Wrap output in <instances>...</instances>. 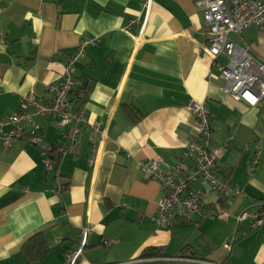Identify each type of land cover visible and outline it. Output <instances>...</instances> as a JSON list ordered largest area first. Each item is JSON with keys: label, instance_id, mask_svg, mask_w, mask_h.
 Returning a JSON list of instances; mask_svg holds the SVG:
<instances>
[{"label": "crops", "instance_id": "obj_1", "mask_svg": "<svg viewBox=\"0 0 264 264\" xmlns=\"http://www.w3.org/2000/svg\"><path fill=\"white\" fill-rule=\"evenodd\" d=\"M145 1L0 0L7 44L0 42V121L27 95L48 101L66 58L83 39L95 38L97 45L77 65L71 100L99 125L82 126L77 154L55 156L51 170L30 135L38 126L44 143L66 146L68 129L56 120L25 123L10 146L0 139V264H66L84 229L91 234L80 264H132L149 251L264 264V225L253 227L250 219L252 212L264 215V137L256 152L264 110L222 91L195 0H153L149 10ZM230 40L264 63V31L250 27ZM194 102L207 105L211 148H222L218 172L239 193H208L200 213L159 229L153 219L161 183L145 179L138 166L158 159L165 170L176 163L195 133ZM38 236L49 250L36 257L28 246Z\"/></svg>", "mask_w": 264, "mask_h": 264}, {"label": "built area", "instance_id": "obj_2", "mask_svg": "<svg viewBox=\"0 0 264 264\" xmlns=\"http://www.w3.org/2000/svg\"><path fill=\"white\" fill-rule=\"evenodd\" d=\"M145 2L149 10L153 0ZM195 3L202 13L207 28L210 40L209 55L219 67L224 80L222 91L237 101H244L249 106L258 107L263 111L264 63L258 62L249 51L238 47L230 40V35L240 34L250 27L264 29V0H195ZM1 12L3 8H0ZM0 42L7 47L5 33L1 27ZM97 43L98 39L95 38L83 39L77 51L66 58L60 79L48 87V93L51 95L48 101H41L32 94L27 95L18 103L15 114L0 121V139L7 146L22 137L25 123H33L38 117H51L61 128L68 129L69 142L66 146L54 148L44 143L38 126L34 127L30 135L31 142L43 151L46 157L45 166L50 170L53 168L51 155L68 157L77 154L82 126L87 124L94 130H99L98 123H90L87 115L77 110L78 104L71 100V95L77 87L75 77L77 65L86 56L87 51ZM220 57L227 60L225 65L218 61ZM190 111L196 119L195 133L188 138L186 148L179 153L176 163L166 165L165 170L162 169V163L158 159L141 161L138 166L145 179L158 180L161 183L163 194L153 219L159 229L170 227L174 221L190 219L194 214L200 213L208 193L223 197L235 196L239 193L238 189L218 172V158L222 148H211V116L206 103L194 102ZM263 137L264 134L256 145L257 154L262 150ZM93 145L95 146V143ZM94 159L95 155L91 156V161ZM197 181L205 183L207 188L192 189V184ZM250 219L253 227L259 228L264 225V215L258 212H252ZM90 234L89 229L82 231L79 247L65 256L66 264H80ZM111 244L112 241H103L104 247L108 248ZM159 261L225 264L182 255L141 258L133 261L132 264Z\"/></svg>", "mask_w": 264, "mask_h": 264}, {"label": "trees", "instance_id": "obj_3", "mask_svg": "<svg viewBox=\"0 0 264 264\" xmlns=\"http://www.w3.org/2000/svg\"><path fill=\"white\" fill-rule=\"evenodd\" d=\"M262 31H264V29H262ZM82 99L84 100L85 98L82 97ZM55 156L58 157L57 158L58 160L59 159H63V157H60L57 154L51 155L50 158L55 160ZM55 172H56V170H55ZM39 241H40V243H39ZM189 248H190L189 246H186V247H184V249L182 251H185V250L188 251ZM28 249L30 250L31 254L33 256H36V257L47 255L48 254V250H49L48 247L45 245L44 241L41 239L40 236L36 237V239L34 240V243L29 244ZM152 252L153 251H149L147 254L142 255V258L149 257L151 255H156V256L161 255L160 252H158V251H156L155 253H152Z\"/></svg>", "mask_w": 264, "mask_h": 264}, {"label": "rangeland", "instance_id": "obj_4", "mask_svg": "<svg viewBox=\"0 0 264 264\" xmlns=\"http://www.w3.org/2000/svg\"><path fill=\"white\" fill-rule=\"evenodd\" d=\"M223 61V64L225 65L227 63V60L226 59H222Z\"/></svg>", "mask_w": 264, "mask_h": 264}, {"label": "water", "instance_id": "obj_5", "mask_svg": "<svg viewBox=\"0 0 264 264\" xmlns=\"http://www.w3.org/2000/svg\"><path fill=\"white\" fill-rule=\"evenodd\" d=\"M77 110H79V108L77 107Z\"/></svg>", "mask_w": 264, "mask_h": 264}]
</instances>
